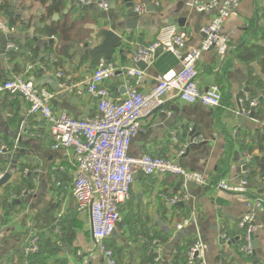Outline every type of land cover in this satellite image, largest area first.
I'll return each mask as SVG.
<instances>
[{"label": "crops", "instance_id": "0c3cea01", "mask_svg": "<svg viewBox=\"0 0 264 264\" xmlns=\"http://www.w3.org/2000/svg\"><path fill=\"white\" fill-rule=\"evenodd\" d=\"M5 1L10 3L7 11L14 13L11 18L19 17L20 20L14 25L16 32L10 38L0 31V54L6 50L8 42H13L19 50L8 51V61L0 57V82L24 74L27 65L32 63L33 69L25 73L27 78L54 94V110H63L79 120L96 112V103L87 95L81 82L92 73L98 59L104 57L88 55V51L103 40L99 30L112 27L122 36L112 61L118 66L133 68L137 45L152 42L162 26L174 23L179 26L178 20L183 19L184 26L179 27L188 32L189 45H199L203 39L201 29L213 15V12H196L192 0H152L153 11L141 14L134 30L120 31L117 22L125 21L126 25L132 22L126 17L123 0H110L107 12L93 4L79 5L77 0H46L47 5L56 2L62 7L59 13H53L43 23L40 18L45 15L47 5L32 0H0V5ZM55 14L58 18L53 20ZM0 18L10 25L11 18L8 19L4 12L0 11ZM52 23L59 32H64L67 41L58 35L44 37L36 32ZM223 34L229 41L226 53L204 52L197 63L198 86L205 89L217 85L222 93V108L188 105L169 96L163 105L164 112L156 111L143 120L141 131L131 142L129 155L149 154L172 159L184 150L179 164L205 174L210 180L238 178L247 170L248 196L264 198V176L260 175L258 165L254 162L244 164L249 154L264 156L257 146L258 136L264 131V91L255 80L257 77L264 80L261 70L264 55L254 49H264V0H242L237 14L226 20ZM33 38L41 40L42 45L38 46ZM50 38L54 39L53 44L48 43ZM30 39L33 44L27 42ZM85 44L89 46L85 48ZM33 48H37V54L31 60L28 53H32ZM245 51L255 54V59L242 61L240 55ZM178 70V60L169 53L159 52L154 63L144 71L137 89L149 92L159 76ZM58 74L62 77L58 78ZM129 84L136 85V78L118 73L106 82V87L113 96L122 97ZM259 96L263 99L259 107L263 120L235 117L232 110L238 98ZM26 107L20 96H0V148H16L22 152L16 160V169H11V162H5L8 155L4 156L5 161H0V172L11 175L0 188V264H105L97 253L90 251L89 214L77 212L70 192L75 172L72 153L52 149L48 128L39 117L29 120L24 134L20 126ZM189 128L207 142L201 147L183 149L189 140ZM175 134L178 135L177 142L173 140ZM59 167L64 170H58ZM251 169L257 172L254 177L250 176ZM53 176L60 186L52 181ZM62 185H69L68 192L62 191ZM18 187H22L27 196L10 193ZM189 190L193 200L182 205L184 208H175L167 198L181 191L178 178L135 175L131 199L121 210L123 225L119 230L117 227L107 242L119 252L117 264H149L153 251L146 243L163 236H168L169 244L161 243L162 252L158 255L153 252L152 260L155 262L159 258L160 262L174 264L175 239L181 244L184 239L192 243L195 240L192 227L189 228L191 237L174 239L176 225L190 217L193 209L205 245L206 264H253V261L264 264V215H258L255 220V253L250 257L238 253V223L245 212L246 197L194 185ZM126 218L129 228L127 223L124 224ZM221 225L231 238L224 246L218 239L217 229ZM65 234L68 239H63ZM32 238H37V252L28 250ZM57 241L65 245L66 251L56 245ZM168 245L172 246L170 250Z\"/></svg>", "mask_w": 264, "mask_h": 264}, {"label": "built area", "instance_id": "2783aa9c", "mask_svg": "<svg viewBox=\"0 0 264 264\" xmlns=\"http://www.w3.org/2000/svg\"><path fill=\"white\" fill-rule=\"evenodd\" d=\"M82 6L91 4L101 11L107 12L110 0H77ZM242 0H192L196 12H213L211 20L202 29L203 39L199 45H189L190 37L186 30L177 24L162 26L155 39L145 45H137L133 55L135 67L118 66L114 61L101 57L91 74L86 76L81 84L87 95L96 103V112L92 116L76 119L63 110H54L52 100L54 94L47 88L36 85L25 73L33 69L28 64L24 74L13 75L0 82V96L10 98L20 96L27 104L25 118L20 129H28L29 120L39 117L47 126L52 149H64L72 153L75 166L74 178L70 186L71 195L78 213H88L90 218V234L92 249L105 264H117L114 252L107 242L122 222V207L131 199V186L135 175L142 176H174L180 181L181 191L167 198L172 205H185L193 200L189 188L196 186L210 188L217 192H225L247 198L245 212L238 223L240 241L238 253L250 256L253 253L250 234L255 233V220L258 215H264V198L248 196L249 177L245 170L238 178L210 180L205 174L183 168L179 158L184 150L175 158H162L149 154L138 157L129 155L133 138L141 131L142 122L156 111L164 112L163 105L167 98L175 97L184 104H201L210 109L222 108V93L217 85L200 88L197 83V63L204 52L215 50L224 55L228 49V39L223 34L227 19L237 14ZM133 10L140 16L145 13V0H132ZM0 31L10 38L16 32V27L7 24L0 18ZM10 40V39H9ZM6 50L0 54L6 61L10 60L8 51H18L13 42L6 44ZM160 52L171 54L180 63V70L170 71L155 80L154 87L149 92L137 89L143 78L144 71L136 67L138 62L151 66ZM29 52L28 56H32ZM136 78V85L125 87L124 96H113L106 87V82L116 74ZM62 74H58L61 78ZM261 96L255 98H238L233 113L236 118H247L258 107ZM170 115L169 112H166ZM191 133L192 129L189 128ZM189 139V137H188ZM174 142L178 135H174ZM207 142L202 135L188 140L190 144L198 145ZM16 151L2 147L1 155H11ZM5 152V153H4ZM252 155H247L250 159ZM63 171V167L57 168ZM25 174L27 171L24 172ZM4 173L0 172V179ZM52 181L58 186L54 176ZM21 192V196L24 195ZM12 198V197H11ZM193 228L195 240L189 248L184 264H206L205 245L200 237L197 225V214L193 209L190 217L181 220L175 228L174 238L180 231ZM218 239L221 246L231 242V238L223 225L219 226ZM56 245L66 251L65 245L57 241ZM149 247L157 255L162 252L159 240H153ZM37 238H32L28 250L38 251ZM78 255H81L78 253ZM159 258L154 263H159Z\"/></svg>", "mask_w": 264, "mask_h": 264}, {"label": "trees", "instance_id": "16d2710c", "mask_svg": "<svg viewBox=\"0 0 264 264\" xmlns=\"http://www.w3.org/2000/svg\"><path fill=\"white\" fill-rule=\"evenodd\" d=\"M32 1H38L39 3H41L42 5H47V2H46V0H32ZM61 7H62V5H61V3H56V2H54L53 4H50V5H47L46 6V11H45V15H43L41 18H40V21H41V23H43L44 21H46L47 19H49L50 17H51V15L53 14V13H55V12H57V13H59L60 12V9H61ZM10 8V3L9 2H7V1H5V2H3L1 5H0V11L1 12H4L5 10H7V9H9ZM20 20V18L19 17H14V18H11L10 19V25L11 26H14V25H16V23L18 22ZM36 32L40 35V36H46V37H55V36H59L60 38H62V40H64V41H67V36L64 34V32L63 31H60L59 32V29L57 28V27H55V24L54 23H52L51 25H45V26H43V27H41V28H38L37 30H36ZM13 39V38H12ZM27 42H29L30 44H33V41H32V39H30V40H27ZM27 45H28V43H26ZM255 49V51H257L258 52V54H260V55H264V49L263 48H259V47H255L254 48ZM33 52H32V56H29L30 57V59L31 60H33L34 59V57H35V55L37 54V48H33ZM255 54H253V53H249L248 51H245L243 54H241L240 55V59L242 60V61H244V62H249V61H251L252 59H255ZM32 64V63H31ZM261 70H262V72L264 73V58H263V60L261 61ZM258 78V77H257ZM257 78H255V80H256V83H257V85L261 88V89H263V91H264V80H262V79H257ZM262 102H263V99H261L260 100V103H259V105H258V107L257 108H255L252 112H253V114H254V118L255 119H257V120H263V117L260 115V113H262V111H260L259 110V107H260V105L262 104ZM263 141H264V131H263V134H261L260 136H258V139H257V146H258V148H259V152H261V153H263L264 154V146H263ZM253 156V155H252ZM3 159L2 158H0V161H2ZM3 161H5V160H3ZM2 161V162H3ZM5 162H8L7 160L5 161ZM4 162V163H5ZM252 162H254V163H256L257 165H258V167H259V173H260V175L261 176H264V156L263 157H259V156H257V155H254L253 156V158H252V160L250 161V163L249 164H251ZM256 171H252V169H251V171H250V176L251 177H254L255 175H256ZM28 187L29 188H31V186L28 184ZM21 190V191H20ZM10 191V190H9ZM23 191V189H22V187H18V190L16 191V190H13V191H10V193L11 194H17V195H19L21 192ZM173 207H179V208H184V206H182V205H173ZM239 233H240V231H239ZM192 236V234L190 233V232H188V234L186 235V237H191ZM62 237H63V239H68V236L65 234V235H62ZM160 240V242L161 243H164V244H169V238H168V236H163V237H161V238H159ZM175 239V238H174ZM153 241V240H152ZM178 240H176L175 239V253H174V255H173V263L174 264H184V262H185V257H186V254H187V252H188V250H189V248L191 247V245H192V241L191 240H189V239H184L183 240V243L181 244V242H177ZM151 242V240L150 241H148V243H146V246H148L149 245V243ZM108 247L109 248H111L112 250H113V252H114V257H115V259H116V257L118 256V254H119V252H117L113 247H110L109 245H108ZM151 254H152V256H151V258L148 260V262H149V264H156V263H154L153 262V260H152V258H153V256L155 255V253H153V252H151ZM250 256H252V255H250ZM250 256H246V257H250ZM116 261H117V259H116ZM157 264H168L167 263V261H165V262H160L159 261V263H157ZM253 264H256V262L255 261H253Z\"/></svg>", "mask_w": 264, "mask_h": 264}, {"label": "water", "instance_id": "95a60500", "mask_svg": "<svg viewBox=\"0 0 264 264\" xmlns=\"http://www.w3.org/2000/svg\"><path fill=\"white\" fill-rule=\"evenodd\" d=\"M112 2H114V0H111ZM124 3H125V9L127 10V13H126V17L132 19V22H129V24L126 25V22L125 21H120V22H117L116 23V26L117 28H119V30H123V31H126V30H134L136 28V25H137V22L139 20V15L133 10V4H132V0H123ZM152 0H145V11L147 13L149 12H152L154 7L152 5ZM77 3L80 5V3L77 1ZM114 5H112V8H113ZM4 15L10 19L11 17H13L14 13L11 12V11H7L5 10L4 11ZM58 18L57 14H55L53 16V20H56ZM184 20L181 19V20H178V24L180 27H183L184 26ZM132 23V24H130ZM99 35L101 36V38H103L102 42L96 46H94L91 50L88 51V55L91 56V57H95V56H98V55H104V57L106 59H109V60H112V57H113V52H114V49L116 47L119 46V44L121 43L122 41V36L118 35V33H116L114 31V28L112 27H109V28H106V29H101L99 30ZM33 40L36 42V44L39 46V45H42V41L37 39V38H33ZM48 43L49 44H53L54 43V39L53 38H50L48 40ZM88 47V44H85V48ZM160 51H158L159 53ZM136 67L139 68L141 71H145L147 69V66L143 63V62H138L136 64ZM249 117L251 118H254V114L253 112L250 113ZM24 134L27 133V130H25L23 132ZM18 135V134H17ZM189 139L190 141L194 139V137H196L194 135V132L190 133L189 134ZM17 139H18V136H17ZM19 140V139H18ZM206 143V142H204ZM202 143V144H204ZM202 144H198V145H194V144H190L186 149H191L193 147H201ZM5 153V152H4ZM22 154V152L20 150H17L11 154V155H8L9 157H7V161L8 162H11V164H13L11 166V169H16V160L18 159V156ZM4 155H1L0 154V158L4 159ZM253 156H251L250 159H244V164L246 165L247 163H250V161L252 160ZM29 175V174H28ZM11 178V175L8 173V172H5L4 175L2 176V178L0 179V188L3 187ZM24 196H27V193H24ZM19 203V202H18ZM181 205V204H179ZM189 230L185 231H180L178 233V235L175 237L178 239L183 237V236H186L188 234ZM177 240V239H176ZM250 243H251V247H252V250H253V254L255 253V235L254 233H251L250 234ZM219 244L221 245V241H219ZM172 248L171 245H168V249L170 250Z\"/></svg>", "mask_w": 264, "mask_h": 264}, {"label": "rangeland", "instance_id": "374dc122", "mask_svg": "<svg viewBox=\"0 0 264 264\" xmlns=\"http://www.w3.org/2000/svg\"><path fill=\"white\" fill-rule=\"evenodd\" d=\"M88 46H89V45H88ZM28 168H29V172L32 173L33 170L31 169V167H28ZM62 188H63L62 191L68 192V190H69V185H65V186L62 185L61 189H62ZM126 223H127V225H126ZM124 224L126 225L127 228H129L128 225H129L130 223H129V219H128V218H126V221H125ZM122 225H123V222H121L120 225L117 226V227H118V230L121 229V226H122ZM130 229H131V228H130Z\"/></svg>", "mask_w": 264, "mask_h": 264}]
</instances>
